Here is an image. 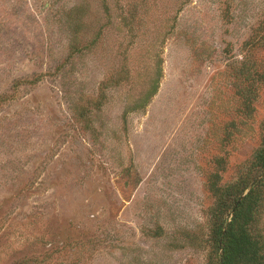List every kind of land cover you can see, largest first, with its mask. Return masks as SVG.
Wrapping results in <instances>:
<instances>
[{
  "label": "rangeland",
  "instance_id": "1",
  "mask_svg": "<svg viewBox=\"0 0 264 264\" xmlns=\"http://www.w3.org/2000/svg\"><path fill=\"white\" fill-rule=\"evenodd\" d=\"M263 140L264 0H0V264H207Z\"/></svg>",
  "mask_w": 264,
  "mask_h": 264
},
{
  "label": "trees",
  "instance_id": "2",
  "mask_svg": "<svg viewBox=\"0 0 264 264\" xmlns=\"http://www.w3.org/2000/svg\"><path fill=\"white\" fill-rule=\"evenodd\" d=\"M157 89L158 79L133 108H145ZM220 182L221 176L214 173L208 183L213 228L207 264H264V237L257 227L264 210V140L235 182Z\"/></svg>",
  "mask_w": 264,
  "mask_h": 264
}]
</instances>
